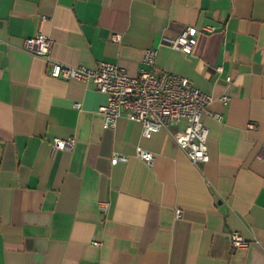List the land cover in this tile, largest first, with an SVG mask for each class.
<instances>
[{
    "label": "crops",
    "instance_id": "0c3cea01",
    "mask_svg": "<svg viewBox=\"0 0 264 264\" xmlns=\"http://www.w3.org/2000/svg\"><path fill=\"white\" fill-rule=\"evenodd\" d=\"M207 26L218 29L191 55L160 46ZM39 32L55 61L109 62L132 77L158 48L157 73L214 97L202 114L210 161L179 147L183 125L150 138L126 117L106 128L105 94L51 77L25 49ZM57 138L74 148L54 151ZM263 145L264 0H0V264H264ZM232 232L247 246L235 249Z\"/></svg>",
    "mask_w": 264,
    "mask_h": 264
},
{
    "label": "built area",
    "instance_id": "2783aa9c",
    "mask_svg": "<svg viewBox=\"0 0 264 264\" xmlns=\"http://www.w3.org/2000/svg\"><path fill=\"white\" fill-rule=\"evenodd\" d=\"M218 28L207 26L201 29L190 27L178 37H163L160 46L169 47L191 55L201 33H212ZM112 40L121 44L122 34H114ZM53 40L42 32L34 38L25 40V49L31 54L44 58L49 63V75L64 80H80L92 82L98 91L107 96L105 105L99 108L104 116L106 128L114 129L118 120L126 117L131 121L140 123L143 136L150 138L161 130H171L183 125L182 129L174 132V138L179 147L186 152L194 164L210 161L208 148L209 129L202 121V114L213 103L214 97L196 88L184 76L155 71L158 48L145 50L142 67L136 77L129 75L125 68L109 62H101L96 68L85 66H69L52 58ZM230 81L231 78H228ZM229 96L220 98L227 104ZM76 108L81 104L76 103ZM217 120L222 119L221 114H211ZM249 128H255L250 124ZM75 139H55L53 149L72 150ZM264 148V145H263ZM138 156L147 163L152 164L154 154L138 149ZM128 156L115 154L112 163H126ZM100 209L107 213L110 209L108 202H101ZM182 215V210H176V217ZM235 249L247 246V241L238 232L231 233ZM101 245L100 243H96Z\"/></svg>",
    "mask_w": 264,
    "mask_h": 264
}]
</instances>
